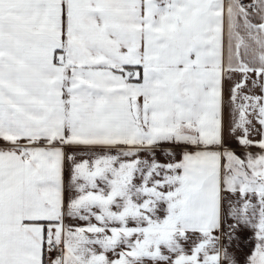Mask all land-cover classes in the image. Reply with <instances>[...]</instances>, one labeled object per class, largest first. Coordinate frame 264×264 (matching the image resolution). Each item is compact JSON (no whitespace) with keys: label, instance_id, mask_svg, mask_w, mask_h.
<instances>
[{"label":"snow or ice","instance_id":"1","mask_svg":"<svg viewBox=\"0 0 264 264\" xmlns=\"http://www.w3.org/2000/svg\"><path fill=\"white\" fill-rule=\"evenodd\" d=\"M0 264H264V0H0Z\"/></svg>","mask_w":264,"mask_h":264}]
</instances>
